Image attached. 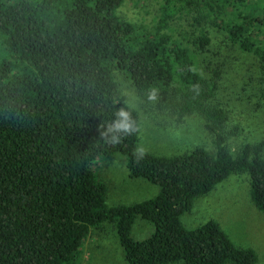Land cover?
Listing matches in <instances>:
<instances>
[{
    "label": "trees",
    "instance_id": "1",
    "mask_svg": "<svg viewBox=\"0 0 264 264\" xmlns=\"http://www.w3.org/2000/svg\"><path fill=\"white\" fill-rule=\"evenodd\" d=\"M126 2L0 0V264H82L90 235L107 224L127 264H257V251L219 221L189 228L182 217L232 174L249 176L264 213V137L234 155L229 111L210 103L217 84L200 86L202 53L223 62L217 78L240 51L252 54L264 79V0H159L149 24L123 17ZM116 70L140 91L182 89L183 111L203 114L215 150L142 149ZM120 112L127 131L111 130ZM118 153L131 178L158 187L154 196L108 202L97 167ZM137 226L149 234L136 238Z\"/></svg>",
    "mask_w": 264,
    "mask_h": 264
},
{
    "label": "rangeland",
    "instance_id": "2",
    "mask_svg": "<svg viewBox=\"0 0 264 264\" xmlns=\"http://www.w3.org/2000/svg\"><path fill=\"white\" fill-rule=\"evenodd\" d=\"M158 7L159 0H127L121 8V15L131 21L149 24ZM215 38L221 39L219 36ZM201 58L207 76L200 86L207 88L216 82V97L210 103L222 105L229 111L226 125L232 136L228 139V147L237 155L244 143H256L264 137V79L256 57L240 51L233 57V62H229L231 68L226 67L221 78L210 75L223 62H219L217 56L204 53ZM115 76L119 82V99L139 114L142 149L165 155L183 153L199 146L215 150L213 135L203 114L199 110L183 111L182 89L140 91L124 72L116 70ZM97 168L109 183L108 202L112 205L141 201L158 191V187L148 180L131 178L125 157L119 153L106 158ZM182 219L189 228L210 219L219 221L237 245L254 248L259 255L257 264H264V213L251 199L247 174L229 176L210 193L198 198ZM149 229L137 226L134 236L144 238ZM85 246L82 264H127L117 230L112 225L93 231Z\"/></svg>",
    "mask_w": 264,
    "mask_h": 264
},
{
    "label": "clouds",
    "instance_id": "3",
    "mask_svg": "<svg viewBox=\"0 0 264 264\" xmlns=\"http://www.w3.org/2000/svg\"><path fill=\"white\" fill-rule=\"evenodd\" d=\"M119 116L122 119L117 120L114 125L113 128L111 130H121V131H127L130 128V125L127 122V113L124 112H120ZM114 141L116 139H118L117 137H113Z\"/></svg>",
    "mask_w": 264,
    "mask_h": 264
},
{
    "label": "crops",
    "instance_id": "4",
    "mask_svg": "<svg viewBox=\"0 0 264 264\" xmlns=\"http://www.w3.org/2000/svg\"><path fill=\"white\" fill-rule=\"evenodd\" d=\"M149 198V197H148ZM147 199V198H146ZM144 200V199H143ZM142 201V200H141ZM133 202H138V200L137 201H132V202H120V203H133ZM120 203H117V204H120Z\"/></svg>",
    "mask_w": 264,
    "mask_h": 264
}]
</instances>
